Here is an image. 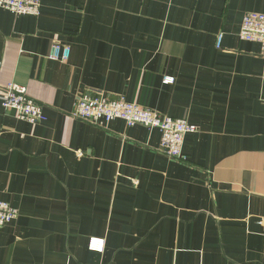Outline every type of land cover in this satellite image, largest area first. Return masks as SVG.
<instances>
[{
	"label": "crops",
	"instance_id": "1",
	"mask_svg": "<svg viewBox=\"0 0 264 264\" xmlns=\"http://www.w3.org/2000/svg\"><path fill=\"white\" fill-rule=\"evenodd\" d=\"M41 3L0 7V87L26 86L46 116L0 106V199L19 211L0 264H264V56L239 35L264 0ZM83 93L195 124L188 160L157 128L73 118Z\"/></svg>",
	"mask_w": 264,
	"mask_h": 264
},
{
	"label": "built area",
	"instance_id": "2",
	"mask_svg": "<svg viewBox=\"0 0 264 264\" xmlns=\"http://www.w3.org/2000/svg\"><path fill=\"white\" fill-rule=\"evenodd\" d=\"M41 0H0V7L14 12L17 16L34 15L41 13ZM240 38L255 41L260 44V53L264 56V12H247L242 19ZM223 35L217 38L220 47ZM61 44H55L52 57L58 58L61 53ZM69 56V49L63 47L62 57ZM166 82L173 78L165 77ZM1 89V87H0ZM0 106L5 110H13L19 119L36 124L44 119L43 106L36 102L28 93L27 87L10 82L0 91ZM72 117L101 128H108L114 120H122L126 127L142 125L148 128H157L161 132L158 150L166 156L186 162L184 152L185 137L188 133L199 131L198 126L184 118H175L161 114L159 111L129 101L125 96L111 98L103 93L91 95L83 93L76 101ZM17 208L0 199V227L6 226L18 217Z\"/></svg>",
	"mask_w": 264,
	"mask_h": 264
}]
</instances>
